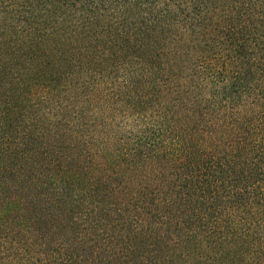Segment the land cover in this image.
Here are the masks:
<instances>
[{
	"label": "trees",
	"instance_id": "16d2710c",
	"mask_svg": "<svg viewBox=\"0 0 264 264\" xmlns=\"http://www.w3.org/2000/svg\"><path fill=\"white\" fill-rule=\"evenodd\" d=\"M108 68L192 72L154 185L57 118ZM0 264H264V0H0Z\"/></svg>",
	"mask_w": 264,
	"mask_h": 264
},
{
	"label": "rangeland",
	"instance_id": "374dc122",
	"mask_svg": "<svg viewBox=\"0 0 264 264\" xmlns=\"http://www.w3.org/2000/svg\"><path fill=\"white\" fill-rule=\"evenodd\" d=\"M191 73V70L177 68L159 74L157 79L148 74L139 81V73L129 75V78L122 69L108 68L93 78H74L61 94L65 109L57 118L62 120L64 129L68 128L67 133L78 140L82 136L86 147L106 172L116 174L115 178L119 180L117 171L121 170L127 184L134 181V185L129 184V191L148 182L154 185L156 176L149 168L152 161L148 157L157 154L158 158L165 154L167 147L176 146V141L168 139L170 134L174 138L183 133L181 127L184 128L185 123L175 128L180 112H187L186 105L190 111L192 104H202L194 91L196 83L190 77ZM135 80L141 83L133 84ZM58 97L53 95L49 100ZM45 112L49 113V110ZM165 121L169 128L165 127ZM82 123L86 124L83 130ZM105 150L113 156H106ZM125 152L130 153L126 159L114 158ZM157 163H154V170Z\"/></svg>",
	"mask_w": 264,
	"mask_h": 264
}]
</instances>
